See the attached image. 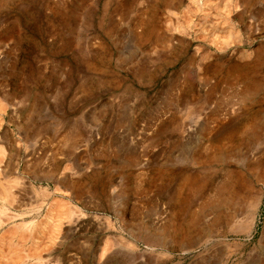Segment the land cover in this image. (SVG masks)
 I'll return each mask as SVG.
<instances>
[{
	"label": "rangeland",
	"instance_id": "rangeland-1",
	"mask_svg": "<svg viewBox=\"0 0 264 264\" xmlns=\"http://www.w3.org/2000/svg\"><path fill=\"white\" fill-rule=\"evenodd\" d=\"M1 102L0 236L84 214L40 262L264 264V0H0Z\"/></svg>",
	"mask_w": 264,
	"mask_h": 264
},
{
	"label": "bare ground",
	"instance_id": "bare-ground-1",
	"mask_svg": "<svg viewBox=\"0 0 264 264\" xmlns=\"http://www.w3.org/2000/svg\"><path fill=\"white\" fill-rule=\"evenodd\" d=\"M234 75V74H233ZM2 103V102H1ZM0 107L3 109L4 107H3V103L2 104H0ZM1 152H4V148L0 145V153ZM1 155V154H0ZM3 185V184H2ZM1 185V187H3V188H1L0 189V193H3V194H1L0 195V199L1 200H7V192H6V190H5V185L4 186H2ZM7 190H9V189H7ZM9 192V191H8ZM6 193V194H5ZM9 195V194H8ZM10 195H12V194H10ZM8 199H10L9 198V196H8ZM12 199V198H11ZM13 201V203H14V201H15V198L12 200ZM4 202V201H3ZM2 202V203H3ZM257 202V201H256ZM255 202V203H256ZM41 203V204H40ZM39 204L40 205H42L43 204V202H40ZM254 203V204H255ZM258 203L259 202H257L256 204H255V210L257 209V207H258ZM38 204V205H39ZM71 207V206H70ZM52 209L50 210V212H49V214L47 215V218L44 220V221H42V222H40V223H38V226H37V228H35L34 229V232H32V230H31V228H30V224L32 223V222H30V223H23V224H21V223H19V224H21V225H13V226H11V228L8 230H6L1 236H0V256H6V254L4 255V252H5V248L7 249V252L8 251H10V253H9V255L11 256V257H9V258H12L13 256L11 255V253H12V250L13 249H15L16 250V248H13V246H12V243L10 244V245H8L9 244V242H12V240H13V236H17L18 235V237H19V235H20V237H21V240H26V239H28L29 237L32 239V247H30L31 249H29V252H28V254H27V256L28 257H31V258H36V260H39L38 261V263L39 264H47V263H45V262H40V259H41V253L43 252V251H45L46 249H48V242H49V246H50V244H52L54 241H55V239L57 238L56 236H57V234L60 232V229H61V225H62V223H63V221H64V219H66V221H68V220H71L73 217H75V216H78L79 217V219H81V218H84V214L82 213V212H80L79 211V214H77V211L76 210H74V211H70V210H72V209H68V207H67V205L63 202V201H61V200H54L53 201V205H52V207H51ZM67 209H68V211H70V213H69V215H67V216H65V214H66V212H67ZM68 213V212H67ZM0 214H2V213H0ZM27 214V212H25V213H21V214H11V215H9V217H5L4 219L3 218H1V216H0V226H3V225H8V223L9 222H11V221H13L14 219H16V217L18 218V217H20V216H24V215H26ZM253 217V216H252ZM252 221H253V218L250 220V224L249 225H252ZM108 223L110 224V227L111 228H115V226H114V224L113 223H111L110 221H108ZM15 224V223H14ZM248 224V223H247ZM33 225V224H32ZM35 226V225H34ZM35 226V227H36ZM246 228H249V227H246ZM25 229V230H24ZM22 231H29V234L28 235H24V233L22 232ZM31 231V232H30ZM7 233H8V235H7ZM26 233V232H25ZM46 233V234H45ZM45 234V235H44ZM9 236L11 237V240L9 239ZM46 239V242H44V240ZM114 239V242H115V245H122V246H125V247H131V242L129 241V240H125L123 237H117V238H113ZM20 240V241H21ZM31 241V240H30ZM22 242V241H21ZM113 242V243H114ZM6 243V244H5ZM7 245V246H6ZM113 245V244H112ZM15 247V246H14ZM19 246H17V250H19V248H18ZM28 251V250H27ZM7 252H5V253H7ZM14 252V251H13ZM16 252V251H15ZM18 253V252H17ZM3 254V255H2ZM26 254V253H25ZM8 255V254H7ZM103 255V254H102ZM17 256H18V254H17ZM16 256V257H17ZM24 256H26V255H24ZM19 257V256H18ZM101 257V256H100ZM6 258V257H5ZM4 258V259H5ZM108 260L107 261H109L110 259H111V256H109V258H107ZM112 260V259H111ZM3 262L2 261H0V264H2Z\"/></svg>",
	"mask_w": 264,
	"mask_h": 264
}]
</instances>
